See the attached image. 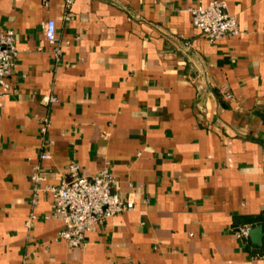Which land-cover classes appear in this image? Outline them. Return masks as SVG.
Returning <instances> with one entry per match:
<instances>
[{
	"label": "crops",
	"instance_id": "crops-1",
	"mask_svg": "<svg viewBox=\"0 0 264 264\" xmlns=\"http://www.w3.org/2000/svg\"><path fill=\"white\" fill-rule=\"evenodd\" d=\"M211 1L73 0L66 20L65 0H0L17 48L0 85V264H264V0H222L240 31L215 42L188 10ZM71 161L86 176L107 162L134 204L81 247L57 237L50 193L30 201L35 165L43 187ZM246 223L263 235L237 238Z\"/></svg>",
	"mask_w": 264,
	"mask_h": 264
},
{
	"label": "built area",
	"instance_id": "built-area-1",
	"mask_svg": "<svg viewBox=\"0 0 264 264\" xmlns=\"http://www.w3.org/2000/svg\"><path fill=\"white\" fill-rule=\"evenodd\" d=\"M73 0H65L64 18H71L69 8ZM191 13L192 24L200 30L209 40L239 33L236 17L229 13L226 4L222 0H212L206 5H197L188 9ZM43 35L46 42L51 46V53L55 61L60 60L62 45L57 41L56 25L53 19H48L42 24ZM16 37L12 29L0 31V85L9 88L8 78L16 66L17 48ZM227 100H233L230 93L225 92ZM45 104L57 102L53 95L43 98ZM39 131L43 138L42 150L39 152L40 159H48L51 154L46 147L51 146L53 141L46 139L45 134L50 124L47 114L38 118ZM67 178L59 184H47L39 187L37 183L45 179L44 172L38 165L33 167L30 173L31 180V204L37 203L41 193H50L53 196L54 214L63 222V226L57 233V237L64 239L69 247H81L85 244L86 233L93 231L104 220L124 211L133 209L131 201L122 199L118 192L113 189L115 177L110 165L105 162L99 171L93 176L80 173V165L71 161L67 168ZM264 215V211H263ZM37 215L30 212L25 226L30 228ZM252 224H241L232 228L233 234L241 239L249 238Z\"/></svg>",
	"mask_w": 264,
	"mask_h": 264
},
{
	"label": "water",
	"instance_id": "water-1",
	"mask_svg": "<svg viewBox=\"0 0 264 264\" xmlns=\"http://www.w3.org/2000/svg\"><path fill=\"white\" fill-rule=\"evenodd\" d=\"M259 232H260V235H263V226L262 225H259L258 227L251 229L249 236L252 239L259 238L260 237Z\"/></svg>",
	"mask_w": 264,
	"mask_h": 264
}]
</instances>
